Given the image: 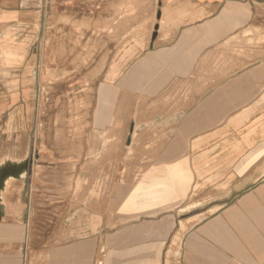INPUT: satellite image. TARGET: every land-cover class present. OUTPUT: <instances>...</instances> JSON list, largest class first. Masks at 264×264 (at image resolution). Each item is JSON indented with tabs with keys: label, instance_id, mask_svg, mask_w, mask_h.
<instances>
[{
	"label": "crops",
	"instance_id": "obj_1",
	"mask_svg": "<svg viewBox=\"0 0 264 264\" xmlns=\"http://www.w3.org/2000/svg\"><path fill=\"white\" fill-rule=\"evenodd\" d=\"M0 157V264H264V0H0Z\"/></svg>",
	"mask_w": 264,
	"mask_h": 264
},
{
	"label": "rangeland",
	"instance_id": "obj_2",
	"mask_svg": "<svg viewBox=\"0 0 264 264\" xmlns=\"http://www.w3.org/2000/svg\"><path fill=\"white\" fill-rule=\"evenodd\" d=\"M81 5H82V4H81ZM82 10H83V9H81L80 11L82 12ZM85 10H86V9H85ZM3 78H4V80L7 81V82H11V80H12V78L9 77V76H8V77H7V76H4ZM43 78H44V77H43ZM16 79H18V77H16ZM42 83H43V84H46L47 82H46L45 80H43ZM4 160H5L4 158H1V157H0V164L3 163V162H1V161H4ZM0 175H1V173H0ZM6 175H8V176H9V175H14V173H13V174H12V173H9V174H3V176H6ZM0 180H2V179H0ZM2 184H3V183H2ZM2 184H0V195L2 194V191L6 188V187H5V184H3V185H2Z\"/></svg>",
	"mask_w": 264,
	"mask_h": 264
}]
</instances>
